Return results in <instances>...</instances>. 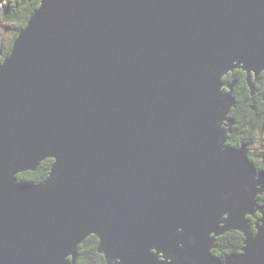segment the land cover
Wrapping results in <instances>:
<instances>
[{
    "label": "water",
    "instance_id": "95a60500",
    "mask_svg": "<svg viewBox=\"0 0 264 264\" xmlns=\"http://www.w3.org/2000/svg\"><path fill=\"white\" fill-rule=\"evenodd\" d=\"M35 10L0 63V264H73L91 232L107 264H264V175L221 90L261 72L264 105V0ZM235 229L240 251L205 259Z\"/></svg>",
    "mask_w": 264,
    "mask_h": 264
},
{
    "label": "rangeland",
    "instance_id": "374dc122",
    "mask_svg": "<svg viewBox=\"0 0 264 264\" xmlns=\"http://www.w3.org/2000/svg\"><path fill=\"white\" fill-rule=\"evenodd\" d=\"M39 2L40 0L38 1V3ZM5 5H6V1L0 0V8L4 6V13H2V17L7 18L8 16H4L6 14V6H7ZM35 11L36 10L34 9V11L30 13L29 18L30 16L33 15V13H35ZM2 17L0 18L3 23L0 25V51L5 52L6 49H8L7 56H9V54L11 53L12 42L17 38V35L20 32L19 28L21 27V25L11 20H5V22H3ZM25 26L26 24L23 25L22 29ZM0 63L2 64L3 61ZM228 71L229 72L223 74L221 78V83H222L221 90H223L224 92L229 91L230 96L233 98L232 101L227 103L229 104L228 105L229 110L225 114V117L228 120V124L226 123L225 124L229 132L227 135L229 136V139L227 140V144L232 146H240L241 144H245L249 159L253 162L256 168L258 167V171H263L264 170V105L261 106V72L255 74V77L252 74H250V79H248L245 70L239 71V68H233L232 70L230 69ZM231 92L233 94H231ZM219 93H220V97H224V95H221L222 92ZM244 100L249 104L248 109H251L255 112V117L258 120V121L253 120L251 122V125L249 123H243V122L239 123L240 113H245V111L242 110ZM236 112H238V114H236ZM263 175H264V171H263ZM263 195L264 194L258 196L257 198L260 205H264ZM259 217H261V214L258 211L256 212V217H253L251 215L248 216L252 225H253V221H257V218ZM227 233L239 235V230L237 229L231 230L225 232L222 235L227 236L225 235ZM220 236L214 237L213 247H212L213 249L211 248L210 250L211 253H206L205 259L206 258L212 259L215 257L224 259L225 256L230 253H238L240 251V247H239L238 251L236 252L225 253L227 244L225 240L217 241ZM99 240L100 239L96 233L93 232L88 233L85 236V238H83L81 241V244L82 243L85 244V247L81 250V252L80 250L77 252L80 243L77 244L76 253L73 258V264H79V263L94 264V261H91V257H90L91 255L89 253V251L94 250V248H96L95 251H97V253L101 256V260H100L101 264H107L102 249L99 251L97 248L100 243ZM77 261H79V263H77Z\"/></svg>",
    "mask_w": 264,
    "mask_h": 264
},
{
    "label": "trees",
    "instance_id": "16d2710c",
    "mask_svg": "<svg viewBox=\"0 0 264 264\" xmlns=\"http://www.w3.org/2000/svg\"><path fill=\"white\" fill-rule=\"evenodd\" d=\"M39 0H7V6H6V14L4 16H8L7 18H4L0 15V18L2 17L3 22L5 20H11L19 23L21 27L19 28L20 30L22 29L23 25L26 24L27 19L29 18V15L34 9H36L39 6L38 3ZM4 13V6L0 8V14ZM3 24L2 20L0 19V25ZM8 49H6L5 52L0 53V62H2L8 54ZM252 116H248L247 118L243 119V123H249L251 125V122L253 120L258 121L256 118L251 120ZM245 141V140H244ZM238 143V141H237ZM52 159L47 158L44 159L40 162L39 166L35 171H26L22 174H19L18 176L20 179H31L35 181H40L45 179L47 177L50 167H51ZM264 196V195H263ZM262 196V197H263ZM227 236H220L217 241H224L227 244V247L225 249V253L228 252H236L238 251L239 247L241 246V236L238 234H225ZM227 239V240H226ZM90 241V240H89ZM85 247L84 243H80L78 246L77 252L83 249ZM88 249V248H86ZM94 250L89 251L91 261H94V264H101V256L97 253V251ZM219 254V253H218ZM79 263V261H77ZM80 264V263H79Z\"/></svg>",
    "mask_w": 264,
    "mask_h": 264
},
{
    "label": "flooded vegetation",
    "instance_id": "af4514ba",
    "mask_svg": "<svg viewBox=\"0 0 264 264\" xmlns=\"http://www.w3.org/2000/svg\"><path fill=\"white\" fill-rule=\"evenodd\" d=\"M248 103L244 100L243 102V106H242V110L245 111V113H240V119H239V123L243 122V119L247 118L248 116H252L251 120H253L255 117V112L251 109H248ZM248 109V111H247ZM236 114H238V112H236Z\"/></svg>",
    "mask_w": 264,
    "mask_h": 264
},
{
    "label": "bare ground",
    "instance_id": "6f19581e",
    "mask_svg": "<svg viewBox=\"0 0 264 264\" xmlns=\"http://www.w3.org/2000/svg\"><path fill=\"white\" fill-rule=\"evenodd\" d=\"M252 78V77H251ZM237 83V82H236ZM247 83V82H246ZM253 85H254V83H253ZM251 88V87H250ZM225 90H227V89H225ZM229 92V91H228ZM231 94H233L232 92H231ZM229 129H231V128H229ZM229 133V132H228ZM232 146V145H231ZM40 164V163H39ZM264 171V170H263ZM23 173V172H22ZM20 174V173H19ZM46 178V177H45ZM260 196V195H259ZM256 219V218H255ZM220 236V235H219ZM218 237V236H217ZM216 240V239H215ZM80 243H81V241H80ZM98 243H99V241H98ZM98 248V247H97ZM213 249V248H212ZM105 258V257H104ZM223 258V257H222Z\"/></svg>",
    "mask_w": 264,
    "mask_h": 264
}]
</instances>
